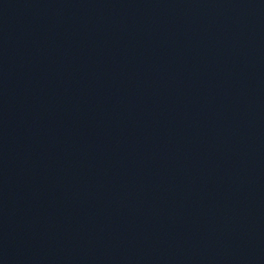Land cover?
I'll list each match as a JSON object with an SVG mask.
<instances>
[{"label": "water", "instance_id": "water-1", "mask_svg": "<svg viewBox=\"0 0 264 264\" xmlns=\"http://www.w3.org/2000/svg\"><path fill=\"white\" fill-rule=\"evenodd\" d=\"M0 264H264V0H0Z\"/></svg>", "mask_w": 264, "mask_h": 264}]
</instances>
